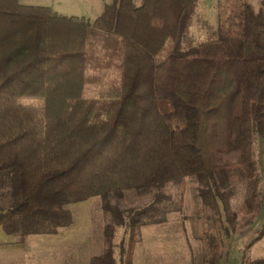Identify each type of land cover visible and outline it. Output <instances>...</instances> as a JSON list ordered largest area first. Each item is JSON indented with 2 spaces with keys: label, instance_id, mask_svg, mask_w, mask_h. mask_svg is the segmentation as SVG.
Wrapping results in <instances>:
<instances>
[{
  "label": "trees",
  "instance_id": "1",
  "mask_svg": "<svg viewBox=\"0 0 264 264\" xmlns=\"http://www.w3.org/2000/svg\"><path fill=\"white\" fill-rule=\"evenodd\" d=\"M196 6L112 0L89 21L0 0V176L11 175V198L0 206L5 233L19 240L51 233L71 222V202L185 175L195 177L210 210L206 228L217 225L219 233L223 211L232 227L224 231L232 233L234 169L246 178L241 212L252 222L261 204L253 137L264 138V12L246 0H216L215 35L193 43ZM103 70L118 97L87 95ZM30 94L42 95L38 106L21 100ZM158 200L125 209L105 201L111 221L90 264H115L111 239L125 213L129 236L119 264H131L141 217ZM263 235L264 218L244 250ZM201 239L204 264H217L222 238L203 227ZM239 264H264V257L242 254Z\"/></svg>",
  "mask_w": 264,
  "mask_h": 264
},
{
  "label": "rangeland",
  "instance_id": "2",
  "mask_svg": "<svg viewBox=\"0 0 264 264\" xmlns=\"http://www.w3.org/2000/svg\"><path fill=\"white\" fill-rule=\"evenodd\" d=\"M24 4H34V5H45L50 7V9L59 15L72 16L73 18L83 17L86 20H93L98 16L105 3H109L112 0H19ZM137 2V0H135ZM253 4L255 9L262 10L264 12V0H246ZM216 0H197V6L194 12V21L190 27V32L192 34L193 43L203 42L215 35L216 30ZM89 90L87 95L90 97H97L101 99L106 98H116L119 96L120 89L117 87L115 79L108 75L106 70H103L100 75V80L95 85H89ZM25 103L38 106L41 103V94H30L25 95L21 98ZM253 157L255 159L256 174L258 175V189L261 195V204L258 214H256L251 223L246 224L245 220L247 216L243 215L241 212V207L243 205V200L247 193L246 178L242 175V169L231 170L228 172V182L231 188L230 195V210L235 214V233L231 234L224 231V226L231 227L225 221V214L221 211V218L223 219L222 225L218 226L216 232V227L211 226L207 229V224H205L204 215L209 214L210 210L208 208L196 211V205L194 206V199L197 197L198 193L196 191V179L193 175H185L181 182L175 180H168L159 187L151 186H139V187H128L121 188L120 190H112L106 194L105 197L100 195H93L89 199V213H90V228L87 236L83 239L85 244H98L103 240L104 237V225L111 221L110 212L103 208V203L109 202L119 208H139L147 205L153 201L156 194H159L158 206H153L155 208L153 212L148 215H143L142 220H146L145 225L151 224V228L154 229L153 232H157L165 229L169 226H175L177 232L171 234L166 239L176 237L177 240H181L179 237L182 232H184L188 241H191L190 234L192 238L202 236V228L204 227L207 233L214 234L222 238V250L227 249L233 252L247 251L244 252L247 258L254 256L255 251H264V235L254 242L249 248L244 250V246L247 240L252 239L257 235L258 229L261 227L264 218V138L255 134L253 137ZM196 195V197H195ZM11 198V175L3 174L0 176V206L6 205ZM201 203V201H200ZM221 206V203L219 204ZM195 209V210H194ZM198 210V209H197ZM196 211V215H194ZM128 214H124V223L114 225L113 236H112V246L113 251H115L116 260L118 258V251L120 246H125L128 241L129 236V226L127 224ZM153 219V220H151ZM160 221H154V220ZM150 220V221H149ZM155 222L156 224H154ZM190 227H192V233L189 232ZM251 227V228H250ZM250 228V230H249ZM140 226L138 227L139 233ZM230 229V230H231ZM161 232V231H160ZM240 234L237 237V234ZM135 236L136 239L140 238V233ZM0 235H12L7 234L0 227ZM250 236L247 239V236ZM142 240V239H141ZM202 241H196L198 245L195 251H206L207 246L203 239ZM172 242V241H171ZM136 243V242H134ZM41 247V246H40ZM39 247V248H40ZM38 249V248H37ZM72 251V247L69 245L62 246L61 249L58 247L47 248L44 246L42 251ZM235 255V253H234ZM241 255V254H240ZM118 261H116L117 263Z\"/></svg>",
  "mask_w": 264,
  "mask_h": 264
},
{
  "label": "crops",
  "instance_id": "3",
  "mask_svg": "<svg viewBox=\"0 0 264 264\" xmlns=\"http://www.w3.org/2000/svg\"><path fill=\"white\" fill-rule=\"evenodd\" d=\"M89 199L90 197L71 202L68 205L71 222L57 226L54 232L28 234L21 240L16 235H0V264H90V258L102 252L104 243L103 240L98 244H85L83 241L90 228ZM193 203L197 206L196 211H199L201 209L200 199L193 197ZM196 211L194 215L198 216ZM151 224L140 225V238L139 240L137 238L134 243L131 264H204L206 251H195L198 245L196 241H202L199 237L195 239L190 234L191 241H188L182 232L179 236L181 240H177L175 236L172 239H166L177 232L176 227L169 226L160 230L161 232L158 230L153 232ZM190 229L189 232L192 233V227ZM239 236L238 233L237 237ZM249 237L248 235L247 239ZM65 245L71 246L72 251H42L44 246L61 249ZM244 252L247 251L243 253L237 251L230 255L231 251L224 249L217 264H239ZM112 253L115 264H119V251L117 260L115 251ZM255 253L249 258L264 257V251H255Z\"/></svg>",
  "mask_w": 264,
  "mask_h": 264
}]
</instances>
